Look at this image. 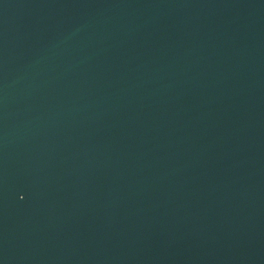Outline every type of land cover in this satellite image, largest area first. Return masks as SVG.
I'll return each mask as SVG.
<instances>
[{
	"label": "water",
	"instance_id": "95a60500",
	"mask_svg": "<svg viewBox=\"0 0 264 264\" xmlns=\"http://www.w3.org/2000/svg\"><path fill=\"white\" fill-rule=\"evenodd\" d=\"M0 264H264V0H0Z\"/></svg>",
	"mask_w": 264,
	"mask_h": 264
}]
</instances>
